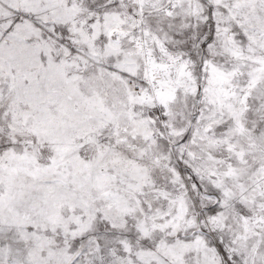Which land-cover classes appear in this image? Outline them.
Returning <instances> with one entry per match:
<instances>
[{"label": "snow or ice", "instance_id": "6c2138e0", "mask_svg": "<svg viewBox=\"0 0 264 264\" xmlns=\"http://www.w3.org/2000/svg\"><path fill=\"white\" fill-rule=\"evenodd\" d=\"M0 264H264V0H0Z\"/></svg>", "mask_w": 264, "mask_h": 264}]
</instances>
